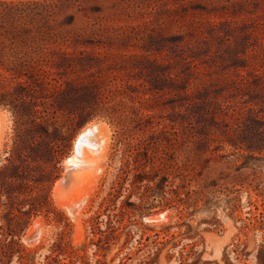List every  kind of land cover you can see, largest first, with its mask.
<instances>
[{
    "label": "rangeland",
    "instance_id": "1",
    "mask_svg": "<svg viewBox=\"0 0 264 264\" xmlns=\"http://www.w3.org/2000/svg\"><path fill=\"white\" fill-rule=\"evenodd\" d=\"M77 22L53 95L0 74V264H264V0H87Z\"/></svg>",
    "mask_w": 264,
    "mask_h": 264
},
{
    "label": "trees",
    "instance_id": "2",
    "mask_svg": "<svg viewBox=\"0 0 264 264\" xmlns=\"http://www.w3.org/2000/svg\"><path fill=\"white\" fill-rule=\"evenodd\" d=\"M85 1L87 0H0V67L9 72L7 74L0 70V74L11 78H25L26 75L33 77L36 83L49 90L45 97L53 95L52 93L62 87V82H59L56 74L62 69H75L77 51L64 46L53 47L52 44L69 43L78 35V10ZM77 50L80 53L86 52L85 49ZM28 81L25 78L19 80L18 84L25 87L26 83L29 84ZM27 84L26 86H29ZM7 93L8 90H1L0 96H6ZM5 101L6 98L0 97V103H6ZM37 101L36 98L35 105L41 103L38 104ZM33 108L34 115H37L39 108ZM37 117H42L44 126L48 127L47 124L53 121L54 116L49 112ZM34 119L36 120V117ZM146 147L149 151V146ZM128 156L127 166L132 162L134 165L131 168L134 169V183L153 179L148 175L147 162L139 157V150ZM128 171L130 170H123ZM39 207L35 204L31 205L30 209L39 210ZM12 209L13 207L9 210L10 213L14 212ZM24 230L25 227L20 231L10 228L4 233V240L18 245L20 251L21 232Z\"/></svg>",
    "mask_w": 264,
    "mask_h": 264
},
{
    "label": "bare ground",
    "instance_id": "3",
    "mask_svg": "<svg viewBox=\"0 0 264 264\" xmlns=\"http://www.w3.org/2000/svg\"><path fill=\"white\" fill-rule=\"evenodd\" d=\"M3 129H4V119H3V114L0 112V136H1V133L3 132ZM106 135H105V132H104V128L102 127V125H94L92 127H87L85 130H83V132H81L79 134V136L77 137L76 139V142H75V152L69 156L67 159H66V162L71 165L73 167V169H75L74 167H82V166H87L91 160L89 158V153H90V147L89 146H98V147H104V145L106 144ZM93 149V148H91ZM96 150V149H95ZM96 154H99L98 152ZM94 155V154H93ZM93 157V156H92ZM93 162V161H92ZM93 164V163H92ZM90 164V166L92 165ZM89 166V167H90ZM88 167V166H87ZM93 167H95V165H93ZM89 170V168H88ZM70 171V170H69ZM79 172H81L80 170H78ZM78 171H75V175H76V172ZM83 172V170H82ZM86 172V171H85ZM78 174V173H77ZM89 174H90V171H89ZM81 175V174H80ZM85 176V175H84ZM79 177V176H78ZM77 177V178H78ZM91 179V178H89ZM74 182V181H72ZM70 184V183H69ZM74 185V183H73ZM92 185V184H91ZM68 186V185H67ZM72 186V185H71ZM75 186V185H74ZM73 186V187H74ZM56 192H58L60 190V183L57 182L56 186ZM76 187V186H75ZM65 189V188H64ZM63 189V190H64ZM71 189H73L71 187ZM75 191V189H73ZM72 190V192H73ZM88 190V189H87ZM70 191V190H69ZM89 191V190H88ZM62 192V190H61ZM60 192V194H62ZM76 192V191H75ZM83 192V191H81ZM67 193V192H66ZM66 193L64 192V194L66 195ZM71 193V192H70ZM74 193V192H73ZM85 193V192H84ZM90 193V192H89ZM87 193V194H89ZM79 194V193H78ZM84 195V194H82ZM90 195V194H89ZM64 196V195H63ZM66 196H70L69 195H66ZM73 196V195H72ZM85 196V195H84ZM83 196V197H84ZM76 197V196H75ZM82 197V198H83ZM74 198V196L72 197ZM81 198V199H82ZM84 199V198H83ZM85 200V199H84ZM82 202V201H81ZM87 202V201H85ZM64 203L65 205L71 209L74 208L75 205L78 204V202L76 201H67V200H64ZM80 203V201H79ZM81 204V203H80ZM86 204V203H85ZM79 205V204H78ZM63 206V205H62ZM64 206V207H66ZM81 207V206H80ZM69 210V211H70ZM75 210V209H74ZM79 211V210H78ZM71 212V211H70ZM77 215V214H76ZM38 223V222H36Z\"/></svg>",
    "mask_w": 264,
    "mask_h": 264
}]
</instances>
